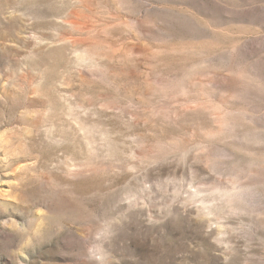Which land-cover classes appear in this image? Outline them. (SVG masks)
<instances>
[{
  "label": "rangeland",
  "instance_id": "1",
  "mask_svg": "<svg viewBox=\"0 0 264 264\" xmlns=\"http://www.w3.org/2000/svg\"><path fill=\"white\" fill-rule=\"evenodd\" d=\"M0 264H264V0H0Z\"/></svg>",
  "mask_w": 264,
  "mask_h": 264
}]
</instances>
